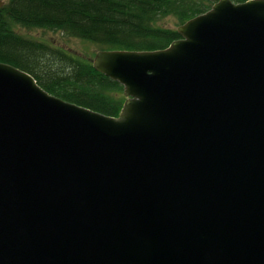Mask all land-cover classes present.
<instances>
[{
  "label": "water",
  "instance_id": "obj_1",
  "mask_svg": "<svg viewBox=\"0 0 264 264\" xmlns=\"http://www.w3.org/2000/svg\"><path fill=\"white\" fill-rule=\"evenodd\" d=\"M176 31L95 52L117 116L0 62V264H264V0Z\"/></svg>",
  "mask_w": 264,
  "mask_h": 264
},
{
  "label": "trees",
  "instance_id": "obj_2",
  "mask_svg": "<svg viewBox=\"0 0 264 264\" xmlns=\"http://www.w3.org/2000/svg\"><path fill=\"white\" fill-rule=\"evenodd\" d=\"M216 1L0 0V62L28 72L50 94L117 116L125 100L119 82L96 71L90 60L23 35L16 27L60 31L102 49L154 51L178 39L176 27Z\"/></svg>",
  "mask_w": 264,
  "mask_h": 264
},
{
  "label": "rangeland",
  "instance_id": "obj_3",
  "mask_svg": "<svg viewBox=\"0 0 264 264\" xmlns=\"http://www.w3.org/2000/svg\"><path fill=\"white\" fill-rule=\"evenodd\" d=\"M167 21L172 22V19L169 18L167 19ZM16 29L23 35L30 36L41 41L49 42L54 46L62 48L68 53L80 57L84 60L92 61L95 52L102 49L92 42L85 41L83 39L65 34L60 31L43 28H25L21 26H17Z\"/></svg>",
  "mask_w": 264,
  "mask_h": 264
}]
</instances>
